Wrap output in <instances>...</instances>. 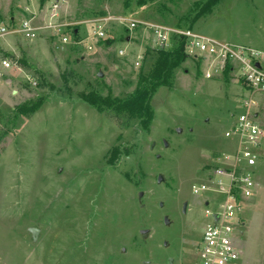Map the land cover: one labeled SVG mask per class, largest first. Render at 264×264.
<instances>
[{"label": "rangeland", "instance_id": "1", "mask_svg": "<svg viewBox=\"0 0 264 264\" xmlns=\"http://www.w3.org/2000/svg\"><path fill=\"white\" fill-rule=\"evenodd\" d=\"M204 1L58 0L62 22L84 24L110 13L178 29H188ZM45 2L38 0L37 6ZM35 6L29 0H0V25L28 18L25 8L34 11ZM92 29L91 24L80 25L78 37ZM191 30L264 51V0H221ZM108 35L110 45L106 40L75 45L70 31L64 47L46 35L33 42L12 36L0 40V59H9L15 45L12 64L24 58L47 82L38 88L32 69L24 71L23 80L0 83V264L195 260L192 245L201 244L209 222L202 201L215 196L210 191L194 196L191 186L202 183L214 160L233 147L223 133L241 97V84L234 72L225 78L226 69L207 77L208 64L187 57L170 85L154 94L148 130L122 128L81 94L127 96L141 66H152L148 57L136 67L137 53L145 58L155 45L147 32L113 28ZM119 50L126 56L119 57ZM40 99L42 105L30 117L16 113L21 104ZM258 121L264 134V111ZM158 175L164 178L161 184ZM253 179L252 197L240 200L239 264H264V139ZM215 207L213 200L210 209ZM30 228L38 230L35 241ZM141 230L149 232L141 236ZM185 236L189 247L180 258Z\"/></svg>", "mask_w": 264, "mask_h": 264}, {"label": "built area", "instance_id": "2", "mask_svg": "<svg viewBox=\"0 0 264 264\" xmlns=\"http://www.w3.org/2000/svg\"><path fill=\"white\" fill-rule=\"evenodd\" d=\"M37 1L29 0L30 4L36 3V6ZM45 1L43 7L37 6L34 11L26 7L25 11L30 15L28 18L22 17L18 23L12 21L0 25V40L12 36L31 42L46 35L57 39L59 45L64 47L69 44V31L76 39L74 44L82 45L84 42L92 44L107 40L109 31L120 28L122 32H147L155 45L153 49L167 50L174 42H181L188 58L201 59L208 64L207 77L227 66L229 72H234L241 84L242 94L235 109L228 114V126L223 133L233 147L214 160L212 171L207 173L202 183L191 186V193L199 196L210 191L215 196L214 199L208 197L202 201L204 215L209 222L202 229L201 244L194 247L193 264H239L241 248L237 226L243 214L240 200L250 199L253 195L256 185L253 176L264 139L258 121L261 111H264V51L222 42L191 29L172 28L110 13L84 22L91 24L93 29L91 34L80 39L79 30H75V27L84 25L83 22H62L58 0ZM127 38L129 41L131 34L128 33ZM87 49L91 50V45ZM118 55L124 57L126 51L119 50ZM143 55L137 53L136 67L142 64ZM11 67L10 59L0 60V71ZM213 200L216 207L210 209Z\"/></svg>", "mask_w": 264, "mask_h": 264}, {"label": "trees", "instance_id": "3", "mask_svg": "<svg viewBox=\"0 0 264 264\" xmlns=\"http://www.w3.org/2000/svg\"><path fill=\"white\" fill-rule=\"evenodd\" d=\"M221 0H205L192 17L188 29H192V24L203 15L212 11V9ZM75 27V30H78ZM76 36V35H75ZM126 40V38H125ZM111 40H106L105 44L110 45ZM10 57V56H9ZM150 57L152 66L146 68L141 66L138 71L134 90L124 97L102 96L97 93H82L81 99L98 113L110 115L122 128H128L131 125L139 127L141 131H147L152 120L153 111L151 100L157 90L161 87H168L171 83L174 71L187 59L184 54L183 45L180 42H174L167 50H146L145 58ZM18 67L25 71L34 69L27 61L22 58L16 61ZM225 78L228 79V71L225 68ZM32 77L38 78V88L47 87V82L38 70H32ZM28 88V86H26ZM42 99L29 101L16 108V113L25 117H30L42 105Z\"/></svg>", "mask_w": 264, "mask_h": 264}, {"label": "crops", "instance_id": "4", "mask_svg": "<svg viewBox=\"0 0 264 264\" xmlns=\"http://www.w3.org/2000/svg\"><path fill=\"white\" fill-rule=\"evenodd\" d=\"M35 6V5H34ZM35 8H36V6H35ZM15 20V18H10L9 19V23H11L12 21H14ZM13 38H16V37H13ZM50 38V37H49ZM16 39H18V37L16 38ZM20 39V38H19ZM40 39H42V37L41 38H39V39H36V40H40ZM36 40H34V41H36ZM17 41H19V42H30V41H26V40H17ZM31 42H33V41H31ZM15 45H13L12 46V50H13V52H12V54H11V56L9 57V59L12 61V60H14L13 59V57H15L14 55H15V47H14ZM1 51V50H0ZM8 53V52H7ZM9 54V53H8ZM16 58V57H15ZM5 59V58H4ZM0 60H2V59H0ZM17 61V60H16ZM14 63L16 64V65H14ZM25 70H23V69H21L20 67H18V65H17V63L16 62H13V64H12V67H11V69H9V70H1L0 72V74L2 75L1 77H0V83L1 84H3V85H7V84H11L12 83V78H14L15 80H23L24 79V77H27V75L25 74V72H24Z\"/></svg>", "mask_w": 264, "mask_h": 264}, {"label": "water", "instance_id": "5", "mask_svg": "<svg viewBox=\"0 0 264 264\" xmlns=\"http://www.w3.org/2000/svg\"><path fill=\"white\" fill-rule=\"evenodd\" d=\"M126 41H128V38H127ZM98 77L101 78L102 77V73H98ZM178 131H180V130H178ZM156 182H157V184L163 183L164 182L163 176L162 175H158ZM142 196H143V192H139L138 193V199L141 200ZM160 207H162V204L161 203H160ZM185 208H186V205L184 204L183 211H185ZM163 223H164L165 226H168L169 225V220L166 217H164L163 218ZM29 232H30V234L32 236V239L35 241L36 240L37 233H38V230L35 229V228H30L29 229ZM148 232H149L148 230H141L140 231V235L141 236L147 235ZM164 245H166V243ZM168 264H173V262H172L171 259L169 260Z\"/></svg>", "mask_w": 264, "mask_h": 264}, {"label": "flooded vegetation", "instance_id": "6", "mask_svg": "<svg viewBox=\"0 0 264 264\" xmlns=\"http://www.w3.org/2000/svg\"><path fill=\"white\" fill-rule=\"evenodd\" d=\"M193 195V194H192ZM185 205H186V208H185V211H183V214H185L186 213V209H187V203H184ZM184 204H183V206H184ZM190 232H196V233H198V231H197V229H191V230H189ZM186 235H189V233H187ZM188 237H186L185 236V239H184V243L182 244V249H181V251L178 253V255H179V257L181 258L182 257V255L185 253V250L189 247V245H188ZM165 243H163V246L164 247H167V243H166V245H164ZM197 244L196 243H194V245H192V247H193V251H194V247L196 246ZM171 258H168V262H169V260H170ZM172 260V262H173V264H174V260L173 259H171Z\"/></svg>", "mask_w": 264, "mask_h": 264}]
</instances>
